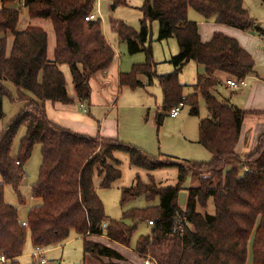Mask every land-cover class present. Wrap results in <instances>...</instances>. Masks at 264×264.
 I'll return each instance as SVG.
<instances>
[{
	"label": "trees",
	"instance_id": "1",
	"mask_svg": "<svg viewBox=\"0 0 264 264\" xmlns=\"http://www.w3.org/2000/svg\"><path fill=\"white\" fill-rule=\"evenodd\" d=\"M95 3L0 0V122L4 117L3 98L12 99L4 82L15 87L19 101L26 102L0 130V257L5 259L0 264H22L19 258L28 235L33 247L44 249L63 243L72 231L83 239L85 258L97 259L98 264H117L111 261L123 259L120 253L87 240L86 234H105L129 246L138 223L147 220L153 221L152 231L140 235L135 251L141 257L150 256L157 264H264V132L251 154L245 159L237 155L235 148L247 112L214 95L215 88L223 83L220 75L245 79L255 72V62L235 39L222 33L216 32L211 40L203 42L198 24L189 19L188 11L194 10L206 22L264 36L263 28L248 14L242 0H143L139 30L123 21L111 23L130 54L145 53V62L119 74V87H142L139 77L143 75L149 84L156 79L161 88L162 113L155 115L158 129L165 114L179 103L189 105L190 114L198 116L199 99L204 101L207 116L199 119L198 143L210 153L211 160H159L117 138L71 131L46 115V101L62 105L75 100L89 102L91 77L107 71L113 63L115 51L103 34L100 19H85L94 11ZM119 4L126 3L114 0L112 7ZM44 21L51 24L53 37L42 26ZM154 21L159 24L158 39L173 37L179 46L178 54L170 60L173 70L165 74L156 72L153 61ZM51 39L52 58L48 50ZM191 62L204 71L197 75L191 94L184 95L179 75ZM63 65L69 68L75 96L67 92L60 68ZM23 126L25 134L13 157V143ZM36 145L41 153L38 176L31 188L36 203L21 221L17 207L6 203L4 187L13 188L20 205L26 203L20 189L26 176L25 164ZM115 151L125 152L131 165L149 171L176 166L178 181L174 186L158 187L154 181L144 184L138 178L135 186L122 190L121 205L142 195L147 201L158 197L159 204L129 209L121 219L107 220L94 179L101 178L99 187L108 189L121 177ZM188 175H194L197 182L185 188L188 196L182 209L178 195ZM210 201L211 212L198 211V207L206 209ZM101 258L109 262L103 263Z\"/></svg>",
	"mask_w": 264,
	"mask_h": 264
},
{
	"label": "rangeland",
	"instance_id": "2",
	"mask_svg": "<svg viewBox=\"0 0 264 264\" xmlns=\"http://www.w3.org/2000/svg\"><path fill=\"white\" fill-rule=\"evenodd\" d=\"M124 4H119L116 7L114 0H109L105 3H95L94 13L101 21V27L104 36L108 39V42L115 46L117 55L120 56L122 68L129 71L134 63L145 62V53L139 52L136 54H130L126 42L119 40L118 34L111 30V23L113 21H123L129 27L135 30L140 29V20L143 18V14L140 11L143 0H123ZM243 6L247 10L248 14L262 27H264V3L261 0H242ZM189 19L196 21L199 18V14L192 9H189ZM25 12L22 10L21 15ZM25 18L21 20V25L24 24ZM43 27L49 29L51 24L48 21H44ZM262 27V28H263ZM52 31V30H51ZM151 49L153 55V61L156 63V72L158 74H164L173 70L170 63L171 58L178 54L179 46L175 38H169L164 40L158 39L159 24L157 21L151 24ZM200 65L195 63H188L179 75L180 84L184 85L183 94L188 95L193 91L192 86L196 80L197 74L202 73ZM62 70L66 75V88L73 93L74 86L73 80L69 72L67 65L62 66ZM140 80L143 82V86L135 90L123 88L120 93L119 100L116 102V106L109 113L110 118L117 119L119 122V131L121 135L119 139L121 142L139 146L151 156L159 160H171V161H197L208 162L211 160L210 153L198 143V123L199 119L207 116V110L203 99H199L198 108L199 115L193 116L190 114V106H184L180 115L177 118H171L169 114H165L163 125L157 130V127L152 128L151 123L154 122V112L161 105L162 93L161 88L156 79L149 84L147 77L141 75ZM5 87L11 92L12 99L3 98V112L4 117L0 122V130L7 127L10 120L17 115L21 108L24 107L26 102L19 101L16 97L15 87L9 83L4 82ZM220 87L215 88L217 90L214 95L219 100L223 97H230L231 92L228 93ZM235 89V88H233ZM85 111L87 108L85 107ZM103 115H105L107 108H104ZM162 113V111L159 109ZM25 127H21L15 137L12 156L15 157L20 139L25 134ZM138 147V148H139ZM160 157V158H157ZM114 158L118 161L117 168L121 173V177L117 179L110 188L101 189L99 182L101 178L95 177L94 184L99 198L101 199L107 219H121L122 212L133 208H145L148 206H156L159 204V198L156 197L147 201L145 196H139L132 199L124 206L121 205V194L125 188H130L136 185L138 178L144 184H149L154 181L158 187L174 186L178 181V168L176 166L163 167L157 170L149 171L143 168L133 166L129 162L128 154L123 151H115ZM246 158V157H245ZM243 158V159H245ZM41 163L40 146L36 145L32 151V155L25 164L26 176L21 185V195L25 199V204L20 205L18 203L17 194L13 188L9 185L4 187V197L8 204L17 207L19 211V217L25 219L26 214L30 207H32L36 201L31 198V188L38 176V170ZM199 171V170H196ZM198 173V172H197ZM1 182V176H0ZM197 179L194 175H188L186 181L183 184V189L178 195V204L184 209L186 206L188 191L185 189L189 186H196ZM213 210L211 201L208 203L206 209L198 207V211L201 213L211 212ZM148 222V220L146 221ZM146 222H139L137 230L133 234L131 239V247L138 240L141 234L149 233V228ZM131 223V222H127ZM87 235V234H86ZM30 241V236H27L26 244L23 249V256L20 259V263L28 264L35 261L33 256L34 251ZM249 248L251 249V241ZM83 247L81 240L72 238L64 248V254L61 255V250L50 249L47 252L43 251L44 257L50 262H60V264H66V259L69 256L82 255ZM59 254V258H52ZM251 254L249 253V256ZM142 259H145L142 257ZM56 260V261H52ZM92 264H98L99 261L94 258H90ZM111 262L117 263L116 260ZM53 263V264H54ZM120 264V263H117Z\"/></svg>",
	"mask_w": 264,
	"mask_h": 264
},
{
	"label": "crops",
	"instance_id": "3",
	"mask_svg": "<svg viewBox=\"0 0 264 264\" xmlns=\"http://www.w3.org/2000/svg\"><path fill=\"white\" fill-rule=\"evenodd\" d=\"M261 1L262 3H264V0ZM195 20L198 24L199 35L203 42L211 40L213 34L216 32L222 33L230 38L235 39L239 43L240 47L245 50L255 62V72L245 78L246 86L243 88L233 89L227 86L226 80L228 78L226 76L220 75V79L223 80V83L222 86H219V89H223L228 93L231 92V96L229 98L225 97L226 100H228L229 104H231L232 106L247 112L241 127L239 140L235 148V152L237 153V155L242 158H245L255 150L258 137L261 133L264 132V36L259 35L257 32L254 31H242L233 27L215 23L214 21L206 22L200 16ZM110 27L111 30L114 32L112 25H110ZM49 43V57L52 58L54 41L51 39ZM112 48L115 51V56L111 67L107 71L97 72L91 77V96L89 102H79L78 100H75V102L71 105H62L59 103H52L50 101H46L45 112L49 120L61 125L64 128H67L71 131L80 134H85L93 137L96 135H100L101 137L105 138L119 139V136L121 135L119 131V122L117 119L110 118L109 113L112 109L116 107L114 105H116V102H118L120 93L122 92V89L119 87L118 82L119 74L128 71H126L127 69L125 70L122 68L121 59L120 56L116 53L115 46H112ZM60 68L62 70V66ZM200 69V71L203 73V67ZM67 92L70 95L75 96L74 91L73 93H71L67 89ZM85 107L87 108V111H85ZM104 108H107L105 115H103V113L105 112L103 111ZM161 108L162 102L161 105L154 112V122L151 123L152 128H155L156 126L155 115L160 112L159 109L161 110ZM178 116L171 118H177ZM142 150L145 151V149ZM20 219L21 221L25 220L21 217ZM146 225L149 228V231H152L151 226H149L147 222ZM72 238L81 240L83 247V239L81 238V236L72 231L69 234V237L63 243L49 248L41 249L42 251L47 252L48 250L54 248L57 250H61L60 254L63 255L64 248L68 244L69 240ZM85 238L90 241L105 244L115 249L123 257V259L118 260L117 263L144 264V259H142V257L139 256V254L135 251V244L134 247H131V245L125 246L123 244L110 240L108 237L105 236V234H89L86 235ZM32 248L35 252L36 247ZM22 256L23 254L20 256L19 260L22 258ZM42 256L44 257L43 253ZM52 258H59V254ZM101 261L103 263H107L109 262V259L101 258ZM75 262H79L80 264H92L89 257L85 258V253L83 251L82 255L73 257L69 256L66 259V264H72ZM54 264H60V262L57 261Z\"/></svg>",
	"mask_w": 264,
	"mask_h": 264
},
{
	"label": "built area",
	"instance_id": "4",
	"mask_svg": "<svg viewBox=\"0 0 264 264\" xmlns=\"http://www.w3.org/2000/svg\"><path fill=\"white\" fill-rule=\"evenodd\" d=\"M109 0H96V3H105L108 2ZM97 18V15L94 13V11L92 13H90L85 19L86 20H94ZM226 84L227 86L231 87V88H235V89H239V88H243L246 86V82L245 79L242 80H236V79H227L226 80ZM184 107L183 103H179L178 106L172 108L170 110V112L168 113L170 117H176L179 115L181 109ZM148 225L152 226L153 225V221L152 220H148ZM25 224V223H23ZM42 249L40 247H36V251L34 252L33 256L35 258V264H53L52 262L48 261L45 257L42 256ZM5 262V259L3 257H0V263ZM144 264H157L155 262V260H153L150 256H147L144 259Z\"/></svg>",
	"mask_w": 264,
	"mask_h": 264
},
{
	"label": "water",
	"instance_id": "5",
	"mask_svg": "<svg viewBox=\"0 0 264 264\" xmlns=\"http://www.w3.org/2000/svg\"><path fill=\"white\" fill-rule=\"evenodd\" d=\"M72 264H80L79 262H75V263H72Z\"/></svg>",
	"mask_w": 264,
	"mask_h": 264
}]
</instances>
